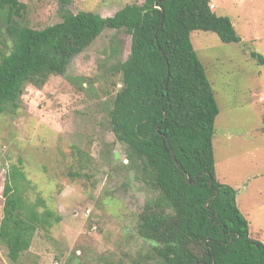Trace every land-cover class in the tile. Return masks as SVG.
Here are the masks:
<instances>
[{
    "label": "rangeland",
    "instance_id": "obj_1",
    "mask_svg": "<svg viewBox=\"0 0 264 264\" xmlns=\"http://www.w3.org/2000/svg\"><path fill=\"white\" fill-rule=\"evenodd\" d=\"M143 0H19V26L61 22L63 12L110 17ZM228 17L239 43L211 32L190 40L205 68L219 108L212 139L216 178L236 190L249 235L264 244V0H210ZM131 37L105 29L72 57L63 75L26 84L17 107L0 113V218L2 189L12 167L29 184L27 201L44 213L29 248L12 262L0 243V264H162L155 243L139 234L140 215L157 193L142 180L127 149L109 127V111L121 88L119 65ZM12 42L0 19V57ZM59 218V220H56Z\"/></svg>",
    "mask_w": 264,
    "mask_h": 264
},
{
    "label": "trees",
    "instance_id": "obj_2",
    "mask_svg": "<svg viewBox=\"0 0 264 264\" xmlns=\"http://www.w3.org/2000/svg\"><path fill=\"white\" fill-rule=\"evenodd\" d=\"M21 14L19 0H0L12 42L0 57V113L17 107L26 84L40 87L50 75H63L72 57L105 29L123 30L131 37L130 51L119 65L121 88L109 127L157 193L140 215L139 234L155 243L162 264H264V244L250 237L236 190L215 175L219 108L190 40L193 31H203L222 43H239L231 20L216 15L210 0H143L110 17L65 11L61 22L42 29L19 26L15 17ZM250 55L264 66V56ZM28 188L24 174L12 167L0 218V243L12 262L29 248L44 215L37 210L43 201H27Z\"/></svg>",
    "mask_w": 264,
    "mask_h": 264
},
{
    "label": "water",
    "instance_id": "obj_3",
    "mask_svg": "<svg viewBox=\"0 0 264 264\" xmlns=\"http://www.w3.org/2000/svg\"><path fill=\"white\" fill-rule=\"evenodd\" d=\"M161 11H163L162 8H161ZM154 36H155V33H154ZM169 151H170V155H171V158H172L173 162L175 163V165L177 166V168L180 169V165L177 163V161L175 159V156H174V154H173V152H172V150H171L170 147H169ZM185 179H186V181H188V176L187 175H185Z\"/></svg>",
    "mask_w": 264,
    "mask_h": 264
},
{
    "label": "crops",
    "instance_id": "obj_4",
    "mask_svg": "<svg viewBox=\"0 0 264 264\" xmlns=\"http://www.w3.org/2000/svg\"><path fill=\"white\" fill-rule=\"evenodd\" d=\"M222 183V182H221ZM224 184V183H223ZM234 189V188H233ZM237 193V192H236Z\"/></svg>",
    "mask_w": 264,
    "mask_h": 264
}]
</instances>
